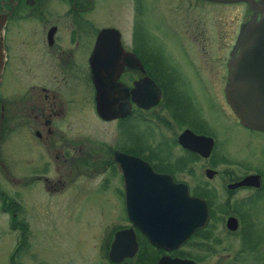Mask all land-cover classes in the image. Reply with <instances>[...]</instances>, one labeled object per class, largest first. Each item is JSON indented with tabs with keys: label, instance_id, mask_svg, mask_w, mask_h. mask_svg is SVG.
I'll use <instances>...</instances> for the list:
<instances>
[{
	"label": "flooded vegetation",
	"instance_id": "flooded-vegetation-1",
	"mask_svg": "<svg viewBox=\"0 0 264 264\" xmlns=\"http://www.w3.org/2000/svg\"><path fill=\"white\" fill-rule=\"evenodd\" d=\"M160 1L164 8L155 24L145 17L144 1L131 0L125 30L115 19L102 18L103 6L117 0H0L6 15L0 181L15 188L14 197L0 189V212L10 215L8 223L15 228L22 187L41 182L54 193L72 172L86 173L93 164L110 172L104 180L115 181L114 191L123 197L113 237L118 230H132L137 248L128 259L157 264L169 255L192 264H232L251 250L262 260L264 130L243 124L226 97L230 52L252 11L245 0H186L187 5L208 1L239 8L233 17L228 14L227 25L212 16L209 28L196 29L190 20L181 28L175 13L182 1ZM104 28L117 31L103 36ZM94 69L103 74L101 81L94 80ZM117 69L118 79L112 81ZM89 118L114 127L112 143L98 140L93 154L85 135ZM124 129L127 140L121 143ZM115 151L140 159L128 169L131 195L143 196L145 186H158L146 183L153 174L180 184L179 223L196 226L176 249L152 244L138 226L145 216L128 215ZM183 185L186 200L179 196Z\"/></svg>",
	"mask_w": 264,
	"mask_h": 264
},
{
	"label": "rangeland",
	"instance_id": "rangeland-1",
	"mask_svg": "<svg viewBox=\"0 0 264 264\" xmlns=\"http://www.w3.org/2000/svg\"><path fill=\"white\" fill-rule=\"evenodd\" d=\"M130 1L117 0L114 5H104L103 20L115 19L117 25L126 30ZM143 1L145 17L151 23H160L163 3L160 0ZM181 1L175 15L183 28L188 20L196 29L209 28L212 16L221 18L227 25L228 16L233 17L239 8L208 1L187 5L186 0ZM169 6L172 7L168 5V9ZM169 45L177 49L174 42H169ZM179 60L183 70L189 68L182 54ZM88 122L85 135L92 142L88 147L92 148L93 154L98 140L112 143L114 127L112 124H98L92 118ZM120 137L121 143L127 140L126 129L120 132ZM88 168L90 170L86 173L72 172L66 184L54 193L46 191L41 182L21 188V201L18 202H22L23 208L21 213L13 215V221H18L15 228L8 223L10 215L0 212V264H112L107 252L117 223L116 215L123 213V197L114 191L115 181L104 180L109 171L100 172L93 164ZM5 188L4 182L0 181V189L14 197L15 188ZM254 257V251L246 250L242 253V260L232 264H264V259L256 260ZM121 264L149 262L128 259Z\"/></svg>",
	"mask_w": 264,
	"mask_h": 264
},
{
	"label": "water",
	"instance_id": "water-1",
	"mask_svg": "<svg viewBox=\"0 0 264 264\" xmlns=\"http://www.w3.org/2000/svg\"><path fill=\"white\" fill-rule=\"evenodd\" d=\"M245 1L252 14L241 25L230 52L227 65L226 97L232 110L243 124L264 130V0ZM5 18L6 15L0 10V78L3 65ZM108 31L110 33V31L117 30L104 28L102 35L104 36ZM118 46L120 47L119 42ZM120 71L121 69L113 71L112 81H117ZM93 72L94 80L101 81L103 74L98 69H94ZM195 138L192 136V139ZM186 146L193 148L190 142L186 143ZM115 158L124 172L125 203L128 215L130 217L145 216L142 224H137L152 244L166 250L176 249L196 226V223H188L185 220L179 223L176 200L180 184H176L168 175L153 174L146 179V183L155 182L158 186L147 185L142 189L147 191L145 195L133 196L130 194L131 177L128 169L133 164H140V159L120 151H115ZM179 196L184 200L189 197L185 185ZM205 219L206 212H200L198 224L202 225ZM136 248L132 230L121 229L114 234L107 256L110 262L119 264L126 258H131ZM157 264H192V262L164 255L159 258Z\"/></svg>",
	"mask_w": 264,
	"mask_h": 264
},
{
	"label": "trees",
	"instance_id": "trees-1",
	"mask_svg": "<svg viewBox=\"0 0 264 264\" xmlns=\"http://www.w3.org/2000/svg\"><path fill=\"white\" fill-rule=\"evenodd\" d=\"M20 246H21V245H20ZM20 246H19V247H20ZM19 247H18V248H19ZM18 248H17V249H18ZM126 260H128V259H126ZM112 264H114V263H112ZM149 264H155V261H154V262H149Z\"/></svg>",
	"mask_w": 264,
	"mask_h": 264
}]
</instances>
